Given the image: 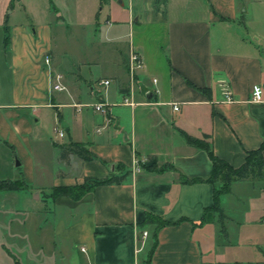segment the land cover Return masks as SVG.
I'll return each mask as SVG.
<instances>
[{
    "label": "crops",
    "instance_id": "0c3cea01",
    "mask_svg": "<svg viewBox=\"0 0 264 264\" xmlns=\"http://www.w3.org/2000/svg\"><path fill=\"white\" fill-rule=\"evenodd\" d=\"M89 13L92 36L112 53L97 77L74 60L76 39L56 51L51 38V19L69 34ZM129 50L141 62L132 75ZM98 101L105 113L94 110ZM49 127L66 135L56 146L77 142L96 157L59 159L69 170L50 186L1 164L0 179L21 177L25 187L0 190V264H144L149 250L148 264H264V177L232 181L220 197L222 223L213 213L199 224L212 204L211 163L178 132L208 141L232 167L264 142V0H0V141L29 146ZM121 170L130 172L120 183L78 199L49 195ZM147 214L166 224L154 230Z\"/></svg>",
    "mask_w": 264,
    "mask_h": 264
},
{
    "label": "rangeland",
    "instance_id": "374dc122",
    "mask_svg": "<svg viewBox=\"0 0 264 264\" xmlns=\"http://www.w3.org/2000/svg\"><path fill=\"white\" fill-rule=\"evenodd\" d=\"M94 7L97 9L98 5H94ZM87 18L86 20L81 19L76 21V23H83L81 31L70 30L69 34H67L68 30H61L62 26L60 27L54 24V20L51 19V38L56 51L66 49L67 47L72 50L73 45L70 39H76L78 44L74 47V60L87 63L83 66L81 71H90L92 76L97 77L100 76V74L106 73L110 68L109 65L112 60V53L109 51L107 46L108 43L104 40L102 35L96 34L92 36V27L88 26V24L93 25L94 16L89 13ZM102 18L101 14L98 20L102 21ZM62 60V63L67 64L66 61H64L68 60L66 56L63 57ZM57 128V130H60L59 127ZM41 133L42 137H39L38 141L29 144V146L27 144H22L21 146L10 148L0 141V166L4 164V162H7L9 166L12 165L11 169L16 173V176L19 172H21V174L23 173L29 184L50 186L53 184L60 170L64 172L69 170L68 167L60 163L59 150L55 143L52 142H64L66 141V135L59 137L54 129L50 127L47 129L46 133L43 131ZM16 161L18 162L17 165L15 164ZM71 171L73 172V169H71Z\"/></svg>",
    "mask_w": 264,
    "mask_h": 264
},
{
    "label": "trees",
    "instance_id": "16d2710c",
    "mask_svg": "<svg viewBox=\"0 0 264 264\" xmlns=\"http://www.w3.org/2000/svg\"><path fill=\"white\" fill-rule=\"evenodd\" d=\"M4 42H8V35L4 37ZM178 132L183 137L184 141L188 145L195 146L205 151L210 163L211 171L207 178L204 180L212 184V204L211 206L204 208L202 211L200 223H204L207 220H210L211 215L216 214L217 221L222 223L224 215L220 207V197L223 194L229 192V185L232 181L243 180V179H261L264 177V159L261 155V148L264 145V142L260 144L259 147L253 150L245 152L243 162L238 167H232L227 162L216 157L211 149V146L208 141L203 139H197L191 137L184 133L181 130ZM206 138V135L203 136ZM59 150V159L66 160L68 155L73 154L83 160H88L95 158L96 156L88 151L82 144L77 142L69 141L64 145H57ZM116 167L121 169V165L117 164ZM147 169H162V168H172L171 165H165L162 167H156L155 165L144 166ZM129 170H121L119 174L109 173L105 177L96 178V177H84L81 183H76L66 186H55L51 188L50 196L56 195H65L72 199H78L85 192L90 191L93 187L103 184H117L120 183L125 177L129 174ZM178 179L181 182H196L200 181V178H187L181 174H178ZM25 187V183L22 178L9 180V179H0V190H14L21 189ZM152 221L155 224V229L157 227L166 224L165 221L159 217L152 216L147 214L144 222ZM220 231L223 233V227L220 224ZM155 241V233H153V244ZM152 244V246H153ZM150 250L147 253V257L144 261V264L149 262Z\"/></svg>",
    "mask_w": 264,
    "mask_h": 264
},
{
    "label": "built area",
    "instance_id": "2783aa9c",
    "mask_svg": "<svg viewBox=\"0 0 264 264\" xmlns=\"http://www.w3.org/2000/svg\"><path fill=\"white\" fill-rule=\"evenodd\" d=\"M48 56L43 57V62L48 63ZM126 65H127V70L129 72V75H132L136 70L141 68V62L138 54L135 51L129 50L127 54V59H126ZM60 75L59 74H54L53 75V83L51 84V88L53 90H60L62 88L61 84L59 83L60 80ZM100 84L107 86L109 81L107 79H102L99 81ZM222 95L225 101L231 102L232 98L230 97L229 92L225 89L222 88ZM261 97V89L257 85H253L251 88V93H250V100L251 101H258ZM123 103L125 104H131V102H128L125 98L123 99ZM77 106V105H75ZM93 108L95 111L100 112V113H105L106 112V104L102 101H98L93 104ZM173 109H177V105L173 104L172 105ZM54 131L57 133L58 136L62 135V132L54 128ZM260 222L264 223V214L260 217ZM146 232L141 231L140 232V237L143 238L145 237Z\"/></svg>",
    "mask_w": 264,
    "mask_h": 264
},
{
    "label": "water",
    "instance_id": "95a60500",
    "mask_svg": "<svg viewBox=\"0 0 264 264\" xmlns=\"http://www.w3.org/2000/svg\"><path fill=\"white\" fill-rule=\"evenodd\" d=\"M15 164H16V165L18 164L17 161L15 162Z\"/></svg>",
    "mask_w": 264,
    "mask_h": 264
}]
</instances>
